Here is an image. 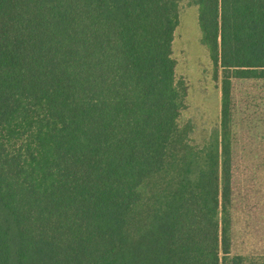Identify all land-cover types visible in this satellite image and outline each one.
Returning <instances> with one entry per match:
<instances>
[{
  "label": "trees",
  "instance_id": "trees-1",
  "mask_svg": "<svg viewBox=\"0 0 264 264\" xmlns=\"http://www.w3.org/2000/svg\"><path fill=\"white\" fill-rule=\"evenodd\" d=\"M220 123L178 137L179 0H0V264H242L234 81L264 79V0H194Z\"/></svg>",
  "mask_w": 264,
  "mask_h": 264
},
{
  "label": "rangeland",
  "instance_id": "rangeland-1",
  "mask_svg": "<svg viewBox=\"0 0 264 264\" xmlns=\"http://www.w3.org/2000/svg\"><path fill=\"white\" fill-rule=\"evenodd\" d=\"M178 16L172 41L176 79L184 88L178 137L200 147L219 127L220 82L201 40L195 1L179 0ZM233 99L232 253L242 264H264V79L234 81Z\"/></svg>",
  "mask_w": 264,
  "mask_h": 264
}]
</instances>
